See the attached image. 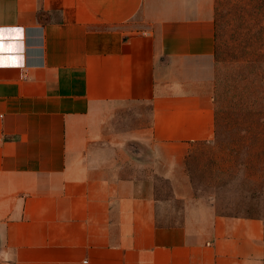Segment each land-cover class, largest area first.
<instances>
[{
	"label": "crops",
	"instance_id": "crops-1",
	"mask_svg": "<svg viewBox=\"0 0 264 264\" xmlns=\"http://www.w3.org/2000/svg\"><path fill=\"white\" fill-rule=\"evenodd\" d=\"M215 50L214 0H0V264H264L263 218L154 190L215 136Z\"/></svg>",
	"mask_w": 264,
	"mask_h": 264
},
{
	"label": "rangeland",
	"instance_id": "rangeland-1",
	"mask_svg": "<svg viewBox=\"0 0 264 264\" xmlns=\"http://www.w3.org/2000/svg\"><path fill=\"white\" fill-rule=\"evenodd\" d=\"M214 3L216 133L191 143L173 178L159 169L154 190L161 197L177 191L205 200L218 213L264 219V0ZM147 120L142 108L127 123Z\"/></svg>",
	"mask_w": 264,
	"mask_h": 264
},
{
	"label": "trees",
	"instance_id": "trees-1",
	"mask_svg": "<svg viewBox=\"0 0 264 264\" xmlns=\"http://www.w3.org/2000/svg\"><path fill=\"white\" fill-rule=\"evenodd\" d=\"M215 56H216V53H215Z\"/></svg>",
	"mask_w": 264,
	"mask_h": 264
}]
</instances>
